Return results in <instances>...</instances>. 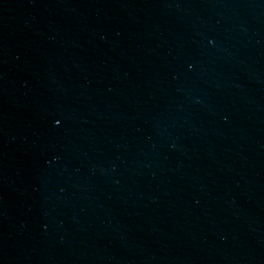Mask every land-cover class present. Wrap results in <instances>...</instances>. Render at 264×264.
Listing matches in <instances>:
<instances>
[{
  "label": "water",
  "instance_id": "1",
  "mask_svg": "<svg viewBox=\"0 0 264 264\" xmlns=\"http://www.w3.org/2000/svg\"><path fill=\"white\" fill-rule=\"evenodd\" d=\"M0 264H264V0H0Z\"/></svg>",
  "mask_w": 264,
  "mask_h": 264
}]
</instances>
